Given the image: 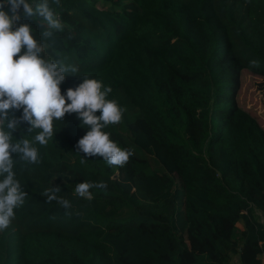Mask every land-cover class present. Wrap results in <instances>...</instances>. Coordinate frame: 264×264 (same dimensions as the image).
I'll use <instances>...</instances> for the list:
<instances>
[{
    "label": "trees",
    "instance_id": "1",
    "mask_svg": "<svg viewBox=\"0 0 264 264\" xmlns=\"http://www.w3.org/2000/svg\"><path fill=\"white\" fill-rule=\"evenodd\" d=\"M51 6L64 30L45 52L79 69L62 92L84 76L110 86L124 112L105 131L133 155L86 156L77 114L54 121L39 162L16 164L25 203L0 230V264H264V129L236 99L245 70L264 78V0ZM86 180L107 187L77 196Z\"/></svg>",
    "mask_w": 264,
    "mask_h": 264
},
{
    "label": "clouds",
    "instance_id": "2",
    "mask_svg": "<svg viewBox=\"0 0 264 264\" xmlns=\"http://www.w3.org/2000/svg\"><path fill=\"white\" fill-rule=\"evenodd\" d=\"M54 2L0 0V230L8 228L15 210L25 203L26 192L17 177L16 164L39 162L38 145L48 143L54 135V121L66 113H76L81 126L87 128L78 141L79 152L89 157L99 155L110 166H123L133 155L132 148L121 147L105 131L108 125L120 122L124 112L123 106L108 98L110 86L84 76L76 87L62 92L66 75L79 69L45 52V40L64 30L51 6ZM25 17L40 25V37ZM17 130L21 138L14 135ZM21 130L34 135H21ZM106 187L103 180H86L76 184L74 192L92 200L90 189ZM58 190H46L45 194L52 200ZM61 202L69 204L66 199Z\"/></svg>",
    "mask_w": 264,
    "mask_h": 264
},
{
    "label": "rangeland",
    "instance_id": "3",
    "mask_svg": "<svg viewBox=\"0 0 264 264\" xmlns=\"http://www.w3.org/2000/svg\"><path fill=\"white\" fill-rule=\"evenodd\" d=\"M238 104L256 117L264 129V78L249 69L243 72L236 95Z\"/></svg>",
    "mask_w": 264,
    "mask_h": 264
},
{
    "label": "crops",
    "instance_id": "4",
    "mask_svg": "<svg viewBox=\"0 0 264 264\" xmlns=\"http://www.w3.org/2000/svg\"><path fill=\"white\" fill-rule=\"evenodd\" d=\"M263 222H264V220H263ZM261 259H262V261L264 262V257H261Z\"/></svg>",
    "mask_w": 264,
    "mask_h": 264
}]
</instances>
